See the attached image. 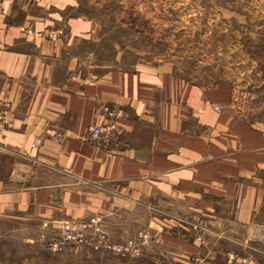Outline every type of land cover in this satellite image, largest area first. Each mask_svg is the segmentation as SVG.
I'll return each instance as SVG.
<instances>
[{"label":"crops","instance_id":"1","mask_svg":"<svg viewBox=\"0 0 264 264\" xmlns=\"http://www.w3.org/2000/svg\"><path fill=\"white\" fill-rule=\"evenodd\" d=\"M81 7L0 0V240L90 216L187 264L222 253L240 264L220 241L259 228L264 72L208 82L151 61L113 66L91 47L104 28ZM109 124L89 138L90 125Z\"/></svg>","mask_w":264,"mask_h":264},{"label":"rangeland","instance_id":"2","mask_svg":"<svg viewBox=\"0 0 264 264\" xmlns=\"http://www.w3.org/2000/svg\"><path fill=\"white\" fill-rule=\"evenodd\" d=\"M79 1L81 9L104 28L102 39L91 47L97 58H116L113 66L151 61L208 82L237 72H264V0ZM239 97L238 92L236 102L240 103ZM258 107L264 110V104ZM255 199L258 230L245 231L243 243L220 241L223 252L229 250L242 257L240 264H264V186H258ZM70 222L72 227L85 226L65 231L61 229L63 221L45 232L31 234V238L23 234L0 240V264H187L154 238L143 244L140 231L126 237L122 226L112 232L100 219L90 216ZM136 226L138 223L133 224L134 229ZM197 230L205 233L201 227ZM130 240L129 250L117 249ZM54 241H63V248L56 249L51 244ZM228 259L222 253L212 264H227Z\"/></svg>","mask_w":264,"mask_h":264},{"label":"built area","instance_id":"3","mask_svg":"<svg viewBox=\"0 0 264 264\" xmlns=\"http://www.w3.org/2000/svg\"><path fill=\"white\" fill-rule=\"evenodd\" d=\"M38 36H42V37H49L52 39L57 38L58 34L54 31L48 32V33H44L42 31L37 32ZM217 108L219 109L220 107L217 106ZM9 112V104L5 103V104H0V123L1 121L5 118L6 114ZM114 125H105V126H96V125H90L88 130H89V138L90 139H96L99 138L102 134L107 133L110 134L112 132V130L114 129ZM43 139L41 137H36L34 138L33 142H32V147H36L40 144H42ZM70 220H65L64 223H62L61 229L63 230H69V229H76L77 227L80 228L81 230H83V226L85 225H72L70 224ZM202 226H200L199 224L196 225V228H200ZM142 237H143V244L147 243L150 241V236L147 233H142ZM68 237H70V235H68ZM74 239H77L78 236L74 235L73 236ZM103 238H105V236H103ZM199 238H202V234L199 236ZM81 240H83V237H80ZM105 245L107 246H111V244L109 242H107V239H105ZM132 240L128 241L126 244H119V246H116L117 249L121 252L129 250L132 247ZM63 241H54L51 242V244L56 248V249H62L63 248ZM100 244H96V248H99ZM230 257H234L233 254H230ZM243 260L245 261L246 258H243Z\"/></svg>","mask_w":264,"mask_h":264}]
</instances>
